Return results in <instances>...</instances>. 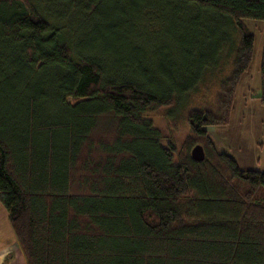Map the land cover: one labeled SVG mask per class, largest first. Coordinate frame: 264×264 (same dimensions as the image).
Instances as JSON below:
<instances>
[{
  "label": "trees",
  "instance_id": "obj_1",
  "mask_svg": "<svg viewBox=\"0 0 264 264\" xmlns=\"http://www.w3.org/2000/svg\"><path fill=\"white\" fill-rule=\"evenodd\" d=\"M245 19L264 0H0V204L26 264H264V172L205 130L250 69ZM217 73L164 146L147 113ZM260 85L264 106V42Z\"/></svg>",
  "mask_w": 264,
  "mask_h": 264
},
{
  "label": "rangeland",
  "instance_id": "obj_2",
  "mask_svg": "<svg viewBox=\"0 0 264 264\" xmlns=\"http://www.w3.org/2000/svg\"><path fill=\"white\" fill-rule=\"evenodd\" d=\"M243 24L254 36V55L250 69L242 75L235 92L229 123L225 126H208L206 129L219 151L233 157L243 170L264 172V106L260 103V64L264 42V21L245 19ZM225 71L226 66L222 67ZM208 76L198 89L190 94L188 102L180 107H161L147 113V119L159 130L164 146L174 145L183 151L191 137L187 115L194 109H215L219 91V77ZM207 132V131H206ZM207 135L209 136V134ZM3 244L4 251L13 250L15 264H26L25 258L12 236Z\"/></svg>",
  "mask_w": 264,
  "mask_h": 264
},
{
  "label": "crops",
  "instance_id": "obj_3",
  "mask_svg": "<svg viewBox=\"0 0 264 264\" xmlns=\"http://www.w3.org/2000/svg\"><path fill=\"white\" fill-rule=\"evenodd\" d=\"M206 128L205 130L208 133V130ZM209 137H210V134H209ZM212 142L216 150L219 151L214 143V140ZM11 236H12V228L8 220V214L6 210L4 209V207L0 204V264H15L16 255L14 254L13 250L4 251V248H3L4 247L3 244H8L6 239Z\"/></svg>",
  "mask_w": 264,
  "mask_h": 264
},
{
  "label": "water",
  "instance_id": "obj_4",
  "mask_svg": "<svg viewBox=\"0 0 264 264\" xmlns=\"http://www.w3.org/2000/svg\"><path fill=\"white\" fill-rule=\"evenodd\" d=\"M191 156L197 162L203 161L205 158L203 147L200 144L195 145L191 150Z\"/></svg>",
  "mask_w": 264,
  "mask_h": 264
}]
</instances>
